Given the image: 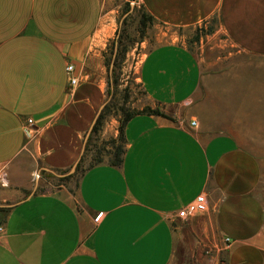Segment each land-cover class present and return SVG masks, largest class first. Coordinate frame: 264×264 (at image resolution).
<instances>
[{"label":"crops","instance_id":"1","mask_svg":"<svg viewBox=\"0 0 264 264\" xmlns=\"http://www.w3.org/2000/svg\"><path fill=\"white\" fill-rule=\"evenodd\" d=\"M125 1L0 0V169L28 191L0 224V264H264L260 158L226 131L211 77L181 36L151 47L137 77L171 119L131 117L120 165L84 166L74 194L17 182L23 160L32 161L26 175L61 178L83 159ZM135 1L172 29L216 19L242 52L264 56V0ZM67 64L78 79L72 89ZM199 194L207 210L179 218Z\"/></svg>","mask_w":264,"mask_h":264},{"label":"rangeland","instance_id":"2","mask_svg":"<svg viewBox=\"0 0 264 264\" xmlns=\"http://www.w3.org/2000/svg\"><path fill=\"white\" fill-rule=\"evenodd\" d=\"M128 1L130 3L125 1L118 9L117 30L109 41L105 52L106 99H108L106 103L110 101L109 95L113 91L112 109L105 114L98 132L93 136L95 146L90 145L84 151L80 166H87L94 157L96 148L102 146L106 141L118 137L121 107L130 111H139L145 106L158 107L149 100L139 83L137 78L139 64L151 47L178 39L177 36H181V39L197 55L204 74L211 77L206 88L212 90L209 95L212 102H221L220 115L224 116L226 131L233 133L242 143L258 154L263 168L260 191L264 199V56L242 52L229 41L216 19L180 30L152 22L148 24L141 36L135 26L142 8L136 4L135 0ZM128 11L130 12L125 15ZM129 14L133 15L134 21L130 19L126 25L125 41L128 48L119 62L118 84L114 89L113 76L110 75L109 67L114 52V43L123 27L122 21ZM158 108L165 112L161 106ZM109 146L110 144H106V149H109ZM31 162L30 160L20 162L23 174L17 182H20L21 185L25 182L34 184L38 181L37 190L40 191L53 190L58 185H64L68 191L75 193L76 177L60 181V177H49L42 171L37 173V176L26 175V172L31 168ZM25 179L28 180L24 181ZM43 179L51 185L41 184ZM10 183L5 169H0V224L8 211V204L28 193L22 186L17 187Z\"/></svg>","mask_w":264,"mask_h":264},{"label":"trees","instance_id":"3","mask_svg":"<svg viewBox=\"0 0 264 264\" xmlns=\"http://www.w3.org/2000/svg\"><path fill=\"white\" fill-rule=\"evenodd\" d=\"M132 16H133L132 14H129L122 21L123 27L121 29V32L118 34V37L114 43V52H113L114 58H112L113 67H112L111 73H110V75L113 76L114 89L116 88V86L118 84L117 83V80H118L117 79V68H118L119 62L123 58V55L128 48L127 43L125 41L126 40L125 33H126V25H128V21L130 19H131V21L134 19V17H132ZM152 22H153V18L142 9V11L140 12V16L138 18L137 24L135 26L136 29L138 30V33L141 34V36H142L144 34V31H145L146 27L148 26V24H151ZM113 98H114V92L112 91L110 101L105 104V106L101 110L95 124L92 127L91 133H90V135L87 139L86 145H85V150L90 145L95 146V144L93 142L94 141L93 136L95 133L98 132L99 127L102 124V121H103L105 114L110 109H112L111 104H112ZM158 107L151 108L150 106H145L143 109H141L139 111H130V110H127L126 108L121 107L120 108L121 115H120V119H119L120 125L118 127V132H119L118 137L111 139L110 141H106L102 146L96 148V153L94 154V157L90 160V162L87 164L86 167H90V166H93L94 164L105 162V161L111 165H115V166L120 165V163L122 161V155H123L124 150H125V139L123 136V129H124L126 122L136 114L160 115V116H164V117L171 119V117L169 115H167L164 111L160 110ZM106 144H110V146L108 147L109 149H106L107 148ZM81 162H82V159L77 164L75 171L72 174L61 177V178H59V180L60 181H67L70 178L76 177V184H77L78 178H79L81 172L84 170V168L80 166Z\"/></svg>","mask_w":264,"mask_h":264},{"label":"built area","instance_id":"4","mask_svg":"<svg viewBox=\"0 0 264 264\" xmlns=\"http://www.w3.org/2000/svg\"><path fill=\"white\" fill-rule=\"evenodd\" d=\"M65 70L68 75L69 88L72 89L78 83L77 77L73 75V65L67 64L65 67ZM192 124H195V122L193 121ZM22 129L27 139L33 138L36 134V130L34 128V120L32 118H28L26 120V123L23 125ZM206 210H207L206 197L203 194H199L197 195L193 203L180 209L177 212V216L179 218H186L193 213H203ZM102 215H103V211L97 212L96 215L94 216V221L97 222L102 217ZM2 230H3V227L0 225V232ZM225 241L229 243L228 238H225ZM205 252L208 253L209 250L205 249Z\"/></svg>","mask_w":264,"mask_h":264},{"label":"water","instance_id":"5","mask_svg":"<svg viewBox=\"0 0 264 264\" xmlns=\"http://www.w3.org/2000/svg\"><path fill=\"white\" fill-rule=\"evenodd\" d=\"M129 12H130V11L126 12L125 15H127ZM125 15H124V16H125ZM112 58H114V55H113ZM112 67H113V63H112V61H111V63H110V67H109V72H110V73H111V69H112ZM110 96H111V94L109 95V98H110ZM107 100H108V99H106L105 103L103 104V106H102L101 109L99 110V113L97 114V118H98V116H99L101 110H102L103 107L105 106ZM97 118H96V120H97ZM96 120H95V122H96ZM94 124H95V123H94ZM90 133H91V132H90ZM89 135H90V134H89ZM76 165H77V163H75V165H73V166L71 167V169H70L67 173L62 174V176H66V175H70V174H72V173L75 171ZM34 190H35V188L33 189V191H31L30 194H33V193H34Z\"/></svg>","mask_w":264,"mask_h":264}]
</instances>
